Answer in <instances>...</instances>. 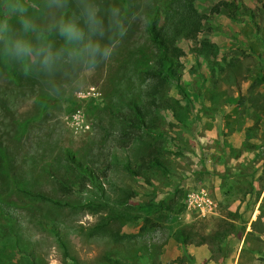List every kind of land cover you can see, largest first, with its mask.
Instances as JSON below:
<instances>
[{
	"label": "rangeland",
	"instance_id": "obj_1",
	"mask_svg": "<svg viewBox=\"0 0 264 264\" xmlns=\"http://www.w3.org/2000/svg\"><path fill=\"white\" fill-rule=\"evenodd\" d=\"M190 5L179 87L175 0H0V264H264V0Z\"/></svg>",
	"mask_w": 264,
	"mask_h": 264
},
{
	"label": "trees",
	"instance_id": "obj_2",
	"mask_svg": "<svg viewBox=\"0 0 264 264\" xmlns=\"http://www.w3.org/2000/svg\"><path fill=\"white\" fill-rule=\"evenodd\" d=\"M191 0H175V17L173 20L167 21V26L158 27L147 21V27L149 34L152 36L154 41L155 48L157 50V59H155L154 66L145 71L146 77L150 79L149 86L154 84V81L158 84L165 82H174L177 86H181L180 83V73L178 64L174 61L173 56L170 54L172 51L170 39L171 36H194L201 28V22L203 16L198 13H195L193 8L190 5ZM199 17V18H198ZM177 51V50H176ZM179 51H177L178 53ZM152 90V87H151ZM149 104H152L150 102ZM135 113L141 119L143 124L145 123L143 116L145 112L142 109V106L138 104H133ZM124 118L128 119L127 115H123ZM132 123V121H131ZM148 126V125H147ZM64 156L68 162V164L73 167L76 171L87 173L91 179L94 177V173L86 168V166L76 157V155L71 150H65ZM153 163H158L157 159H153ZM67 170H59L51 173L56 189L62 194H68L71 192H81L85 189V185L80 181L73 180L74 176L68 177ZM24 192L34 195L37 198H41L43 200H48L45 196L37 191H30L26 189H22ZM55 203H59L55 201ZM58 236V235H57ZM24 255V253H23Z\"/></svg>",
	"mask_w": 264,
	"mask_h": 264
},
{
	"label": "built area",
	"instance_id": "obj_3",
	"mask_svg": "<svg viewBox=\"0 0 264 264\" xmlns=\"http://www.w3.org/2000/svg\"><path fill=\"white\" fill-rule=\"evenodd\" d=\"M201 194L202 192L200 191H193L189 194V198L193 200H200L202 199Z\"/></svg>",
	"mask_w": 264,
	"mask_h": 264
},
{
	"label": "crops",
	"instance_id": "obj_4",
	"mask_svg": "<svg viewBox=\"0 0 264 264\" xmlns=\"http://www.w3.org/2000/svg\"><path fill=\"white\" fill-rule=\"evenodd\" d=\"M248 234V233H247ZM248 239H250V238H247V242H246V244H248L249 242V240ZM243 245H244V242H243V244H241V247L239 248V252H238V254H237V261L239 260V259H241L242 258V249L245 247H243ZM241 257V258H240Z\"/></svg>",
	"mask_w": 264,
	"mask_h": 264
},
{
	"label": "clouds",
	"instance_id": "obj_5",
	"mask_svg": "<svg viewBox=\"0 0 264 264\" xmlns=\"http://www.w3.org/2000/svg\"><path fill=\"white\" fill-rule=\"evenodd\" d=\"M23 50V51H27V46H21V45H17V50L19 51V50Z\"/></svg>",
	"mask_w": 264,
	"mask_h": 264
}]
</instances>
